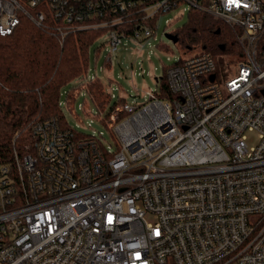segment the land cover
Masks as SVG:
<instances>
[{"label":"built area","instance_id":"2783aa9c","mask_svg":"<svg viewBox=\"0 0 264 264\" xmlns=\"http://www.w3.org/2000/svg\"><path fill=\"white\" fill-rule=\"evenodd\" d=\"M182 2L231 29L234 71L219 81L190 52L166 68L172 98L97 107L114 151L56 115L33 122L0 164V264H264V0H0V35L23 19L99 30L109 61Z\"/></svg>","mask_w":264,"mask_h":264},{"label":"trees","instance_id":"16d2710c","mask_svg":"<svg viewBox=\"0 0 264 264\" xmlns=\"http://www.w3.org/2000/svg\"><path fill=\"white\" fill-rule=\"evenodd\" d=\"M224 28L231 31L207 13L189 9L188 22L171 33L177 37L175 42L187 49L199 48L214 56L224 51L230 53L229 45H236L239 53L235 37L229 44L225 34L223 36ZM101 32L84 29L61 36L55 22L37 25L23 19L11 34L0 35V164L10 160L14 149L22 150L31 142L33 122L56 115L68 127L61 102L72 111L81 89L92 104L106 110L105 117L125 102L123 98L111 101L112 96L106 92L100 78L88 77L89 48ZM109 62L104 59V65ZM166 68L154 89L160 99L173 96ZM97 140L103 147L101 140Z\"/></svg>","mask_w":264,"mask_h":264},{"label":"rangeland","instance_id":"374dc122","mask_svg":"<svg viewBox=\"0 0 264 264\" xmlns=\"http://www.w3.org/2000/svg\"><path fill=\"white\" fill-rule=\"evenodd\" d=\"M187 9V3L182 2L177 8L161 15L153 37H149L139 47L133 46L132 43L126 47H118L109 53L110 62L107 66L104 65V59L108 54V46L106 44L101 46V40L95 41L90 46L87 73L88 75L95 74L103 82L105 88L112 89L109 92L113 94L111 101L123 98L132 104L144 102L147 99V92L157 88V79L164 75L168 65L190 52L199 51V48L187 49L182 47L164 35L167 31L180 29L188 22ZM210 17L219 21L213 16ZM222 34L223 36L225 34L229 44L234 40L235 36L230 30L227 29L226 31L225 29ZM228 50L230 53L224 51L213 56L215 72L219 81L225 79L236 67L239 54L237 53V46L229 45ZM61 99L64 101V94H62ZM81 102L84 105L83 109L79 106ZM61 104L63 105L64 120L68 127L73 128L77 133L94 134L102 140L103 145L110 151L115 150L113 129L107 126L106 120L92 116V113L96 114L98 110L92 104L85 90L79 91L72 111L68 109L65 103L61 102ZM105 112L106 110H102V118H105ZM246 137L249 145L254 144L257 140V134L254 131L247 132Z\"/></svg>","mask_w":264,"mask_h":264},{"label":"water","instance_id":"95a60500","mask_svg":"<svg viewBox=\"0 0 264 264\" xmlns=\"http://www.w3.org/2000/svg\"><path fill=\"white\" fill-rule=\"evenodd\" d=\"M164 35L166 38L172 40L173 42H175L177 40L176 35H174L173 33L165 32ZM221 48H223V45H221ZM213 77H214V74H211L210 78L212 79Z\"/></svg>","mask_w":264,"mask_h":264}]
</instances>
